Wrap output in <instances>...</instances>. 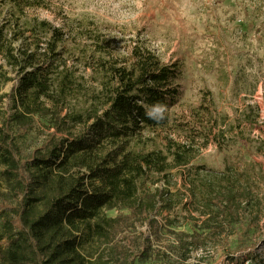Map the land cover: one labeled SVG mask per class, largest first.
<instances>
[{
  "label": "trees",
  "instance_id": "obj_1",
  "mask_svg": "<svg viewBox=\"0 0 264 264\" xmlns=\"http://www.w3.org/2000/svg\"><path fill=\"white\" fill-rule=\"evenodd\" d=\"M3 9L0 91L11 75L18 84L0 95V264H136L154 252L146 231L139 232L146 246H133L139 226L154 228L161 216L166 228L180 227V217L170 220L180 207L195 221L193 212H200L196 225L202 229L167 231L177 240L172 250L181 262L235 236L238 248L230 259L245 264L258 248V233L264 243V224L261 201L239 192L242 174L230 167L198 182L189 174L184 196L197 202H177L173 171L189 168L192 149L173 143L168 153L134 147L146 132L169 125L168 111L180 95L177 65L163 64L140 46L127 58L117 56L99 37L80 48L83 56L73 57L76 36L29 20L18 0H0ZM156 104L165 107L163 119L146 114ZM39 121L53 133L25 153ZM198 169L200 176L204 168ZM149 183L161 186L146 189ZM113 210L118 215L109 217Z\"/></svg>",
  "mask_w": 264,
  "mask_h": 264
},
{
  "label": "rangeland",
  "instance_id": "obj_2",
  "mask_svg": "<svg viewBox=\"0 0 264 264\" xmlns=\"http://www.w3.org/2000/svg\"><path fill=\"white\" fill-rule=\"evenodd\" d=\"M18 1L26 8L29 20L47 21L77 37L79 43L70 44L73 57L80 55V48L92 44L90 38L99 37L117 56L127 58L140 46L151 50L163 64L177 65L180 95L168 111L169 125L146 132L144 141L134 147L168 153L173 143L192 149L194 159L189 168L173 171L175 187L171 188L177 202H197L190 193L184 196L185 176L191 174L198 182L210 172H229L231 167L242 174L238 178L244 184L239 192L249 191L254 200L261 201L264 224V0ZM7 15L8 9H3L0 20ZM80 68L87 78L82 64ZM11 76L0 95L15 90L18 81ZM50 133L53 131L39 121L23 145L25 153L43 144ZM198 168H204L200 176ZM159 186L149 183L146 189ZM187 214L185 207H180L170 220L177 223V218L187 219ZM107 215L116 217L118 211ZM193 216L198 220L201 213L193 212ZM164 219L158 216L154 228L139 226L133 246L140 250L146 246L145 235L139 233L146 231L154 252L136 264H232L230 256L238 248L235 236L228 244H210L194 252L188 262H181L172 250L177 240L167 231L193 233L202 229L192 217L181 220L180 227L167 228ZM260 238L258 233V248L246 257L245 264H264Z\"/></svg>",
  "mask_w": 264,
  "mask_h": 264
},
{
  "label": "clouds",
  "instance_id": "obj_3",
  "mask_svg": "<svg viewBox=\"0 0 264 264\" xmlns=\"http://www.w3.org/2000/svg\"><path fill=\"white\" fill-rule=\"evenodd\" d=\"M165 107L162 104H156L147 110V115L153 119H163Z\"/></svg>",
  "mask_w": 264,
  "mask_h": 264
}]
</instances>
